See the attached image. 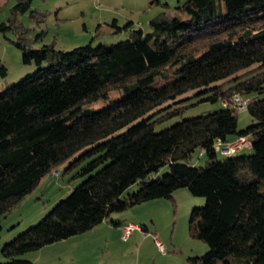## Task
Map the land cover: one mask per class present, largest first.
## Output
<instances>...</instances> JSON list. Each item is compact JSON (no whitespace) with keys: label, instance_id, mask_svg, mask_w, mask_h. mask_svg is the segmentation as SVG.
<instances>
[{"label":"trees","instance_id":"1","mask_svg":"<svg viewBox=\"0 0 264 264\" xmlns=\"http://www.w3.org/2000/svg\"><path fill=\"white\" fill-rule=\"evenodd\" d=\"M176 7L187 17L162 11L147 32L139 28L134 39L108 45L62 51L15 41L37 68L0 91V218L62 163L84 179L3 243L0 264H36L20 255L180 187L205 199L188 215V229L208 248L189 261L264 264V0H184ZM49 55L51 63L40 65ZM169 75V83L150 86ZM112 90L121 97L96 112L87 106ZM235 93L250 97L252 120L243 128L237 112L221 104ZM199 101L220 107L155 129ZM241 136L250 153L214 149L216 140ZM195 150L206 155L203 166L192 163ZM163 166L168 170L152 177Z\"/></svg>","mask_w":264,"mask_h":264},{"label":"rangeland","instance_id":"2","mask_svg":"<svg viewBox=\"0 0 264 264\" xmlns=\"http://www.w3.org/2000/svg\"><path fill=\"white\" fill-rule=\"evenodd\" d=\"M19 1L0 0V62L6 67V74L0 75V91L37 68L34 61L24 62L25 50L16 46L15 41H22L26 46L36 49L49 44L62 51L88 43L92 46L100 43L108 45L122 39H134L135 30L139 28L143 33L147 32L150 27L148 20L162 11L168 17H187L176 7L184 0H156L152 3L151 0H28L26 7H15ZM51 61L52 56L49 55L40 65L50 64ZM172 78V75L167 79L157 78L150 86L169 83ZM192 93L188 91L177 98ZM121 95L120 91L112 90L106 99L94 101L87 106L96 112ZM191 101H196V98ZM219 107V102H196L184 110L182 115L155 125V129ZM251 120L246 110L237 112L239 128L250 124ZM240 152L250 153L251 150L243 148ZM191 161L196 166H203L206 155H199V150H195ZM66 164L52 168L33 189L31 197H25L1 216L0 248L13 235L39 221L50 207L84 179V176L73 177L78 168L66 171ZM167 170V166H163L152 177L161 176ZM138 187L137 183L132 184L124 194ZM259 187L264 193V184ZM203 201L204 197L193 195L185 187H180L174 189L171 197L151 199L122 211H114L88 231L27 251L20 256L28 257L36 264H198L189 261L188 257L202 255L208 246L190 233L188 215L194 207L203 205ZM119 221L147 226L148 232L144 227L141 231L142 235L147 234L149 238L141 247L136 246L139 231H133L134 235L122 239L121 230L113 224ZM154 238L163 244L164 252L155 245ZM4 259L0 249V261Z\"/></svg>","mask_w":264,"mask_h":264},{"label":"built area","instance_id":"3","mask_svg":"<svg viewBox=\"0 0 264 264\" xmlns=\"http://www.w3.org/2000/svg\"><path fill=\"white\" fill-rule=\"evenodd\" d=\"M249 99H250L249 96H242L241 94L235 93L232 95L230 101L222 100L221 104L223 106L231 107V109H234L235 112H240L246 110L245 108H247ZM214 146H215L214 149H216L220 154L230 155L243 148L250 147V142L246 137L241 136V137H236L227 142L216 140ZM135 230L141 231L142 227L133 222H127L122 224L120 231L122 239L128 238V236ZM154 243L160 251L164 252V246L162 243H160L158 239L154 238Z\"/></svg>","mask_w":264,"mask_h":264},{"label":"crops","instance_id":"4","mask_svg":"<svg viewBox=\"0 0 264 264\" xmlns=\"http://www.w3.org/2000/svg\"><path fill=\"white\" fill-rule=\"evenodd\" d=\"M41 181H42V179H41ZM30 194H32V193H30ZM30 194H28V195H26V198L27 197H29V195ZM33 195V194H32ZM32 195H30V197L32 196ZM119 222H121V221H119ZM130 222V221H129ZM125 222H121L119 225H118V228L121 230V225L122 224H124ZM144 226V225H143ZM144 230L146 231V232H148V227L147 226H144ZM136 231V230H135ZM143 231V230H142ZM142 231H139V233H138V240H139V242H138V244L136 245L137 247H141L142 245H143V242H145V240L147 239V238H149V235H145V234H143L142 235ZM14 234V233H13ZM132 235H134V232H132L129 236H132ZM127 239V238H126ZM26 258V257H25ZM28 258V257H27ZM28 259H30V258H28ZM31 260V259H30Z\"/></svg>","mask_w":264,"mask_h":264}]
</instances>
